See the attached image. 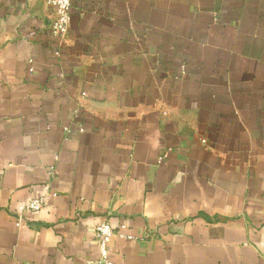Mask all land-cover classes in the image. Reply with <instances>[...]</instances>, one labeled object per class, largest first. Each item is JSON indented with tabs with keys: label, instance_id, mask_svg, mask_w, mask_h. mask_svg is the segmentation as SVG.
Instances as JSON below:
<instances>
[{
	"label": "crops",
	"instance_id": "0c3cea01",
	"mask_svg": "<svg viewBox=\"0 0 264 264\" xmlns=\"http://www.w3.org/2000/svg\"><path fill=\"white\" fill-rule=\"evenodd\" d=\"M54 12L0 0V264H264V0Z\"/></svg>",
	"mask_w": 264,
	"mask_h": 264
},
{
	"label": "built area",
	"instance_id": "2783aa9c",
	"mask_svg": "<svg viewBox=\"0 0 264 264\" xmlns=\"http://www.w3.org/2000/svg\"><path fill=\"white\" fill-rule=\"evenodd\" d=\"M49 5L54 8L55 16L50 22L49 32L50 34L59 39V41H64L68 33L69 24H70V9H71V0H46ZM58 54V51H56ZM31 62V61H30ZM32 71V68H30ZM204 142V140H202ZM47 195L40 197L32 198L25 203L22 208V211L16 214V226H20L24 223L23 215L25 212H38L41 211L46 204ZM120 229H124V225L119 226ZM93 232L98 241V248L100 252V259L96 264H114L108 258V244L111 240L112 235L116 234L120 237L127 239H133L132 235H127L124 232L115 230L107 221H103L94 226Z\"/></svg>",
	"mask_w": 264,
	"mask_h": 264
}]
</instances>
